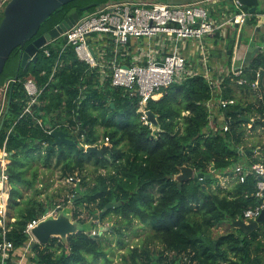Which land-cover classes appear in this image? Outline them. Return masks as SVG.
Instances as JSON below:
<instances>
[{"label": "trees", "instance_id": "16d2710c", "mask_svg": "<svg viewBox=\"0 0 264 264\" xmlns=\"http://www.w3.org/2000/svg\"><path fill=\"white\" fill-rule=\"evenodd\" d=\"M120 1L124 0L68 3L55 11L28 43L59 25L72 8ZM93 10L79 12V17ZM216 39L211 43L217 44ZM64 45V40H54L44 48L49 56L39 50L36 61L24 67H19V49H15L0 75V87L6 88L0 123L10 96L0 128V151L4 150L8 160L7 239L17 256L28 241L24 233L28 222L57 205L72 203L73 220L84 224L109 216L114 219L112 229L98 231L97 236L78 232L66 243L52 238L45 246L31 244L27 264H111L105 235L112 233L118 248H125V232L134 222H139L146 234L119 256L123 264H264V226L248 235L231 226L258 203L256 178L248 175L241 183L233 179L231 169L235 164L264 165V145L247 139L256 130H264V100L256 99L249 86H237L230 74L220 80L213 75L214 86L197 74L163 90L158 101H148L146 109L157 116L159 124L153 135L137 112L140 99L111 87L108 80L101 84L98 73L79 62L72 47L62 50ZM13 64L10 74L8 67ZM226 64L228 67V59ZM244 65L243 77L252 82L257 72L264 71V57L259 53ZM29 78L42 92L30 113H24L29 99L23 84ZM229 99L235 103L217 107L214 116L209 105ZM219 114L224 116L221 123ZM242 117L251 121L244 122ZM226 118L228 131L223 132ZM47 125L67 132L74 144L53 145ZM85 145L97 146L101 156L85 153ZM257 148L259 155H254ZM181 167L204 175L205 183L194 178L179 186L174 177ZM40 169L51 174L56 170L59 180L74 178L77 182L65 188L67 196L58 202L60 194L47 195L35 186L41 182ZM215 176L229 177L231 182L221 188ZM223 224L232 230L213 237V228ZM92 227L98 229L96 224Z\"/></svg>", "mask_w": 264, "mask_h": 264}, {"label": "built area", "instance_id": "2783aa9c", "mask_svg": "<svg viewBox=\"0 0 264 264\" xmlns=\"http://www.w3.org/2000/svg\"><path fill=\"white\" fill-rule=\"evenodd\" d=\"M258 1L259 6L261 1L264 4V0ZM7 2L8 0L0 1V10ZM248 20L253 22V28L263 24L264 8H258L254 14H250L243 10V6L237 0H200L181 5L150 0H124L106 3L79 17V20L58 39L66 37L62 50L72 47L78 61L98 73L101 84L108 80L111 87L123 89L130 97H138L140 102L137 112L140 114L141 122L148 125L145 115L148 101L154 100L174 83L200 73L211 86H214L212 76L218 74L209 64L208 46L203 43V40L211 38L213 42L215 37H219L215 45H223V40L230 38L234 26L237 25V33H239ZM227 35L230 36L227 37ZM186 41L196 43L195 52L204 72L201 73V69L198 73L195 71L196 67L187 62L188 59L184 54L188 49ZM236 41L237 37L233 53L229 58L230 70L227 74L236 78L237 86H249L254 97L263 100L262 91L259 88L260 73H256L252 82L243 77L244 64L237 62L239 50L235 47ZM45 47L40 50L49 56V51L44 49ZM260 53L264 57V45ZM23 87L29 99L24 113H30V108L36 104L42 91L37 88L35 81L31 78L24 82ZM5 90L4 87V92ZM234 103L235 101L231 99L220 100L217 102V107L225 108ZM221 129L223 132L228 131L226 119ZM85 147L87 145L84 149ZM2 154L0 158V264H27L30 245L35 242L31 230L48 215L56 216L61 206L57 205L46 215L27 223L24 233L28 241L20 252V256H17L13 243L7 239L9 231L5 209L7 194L4 193L7 185L5 174L7 156L4 150ZM231 171L233 179L237 178L241 183L248 175L256 178L254 196L258 203L247 209L242 219L255 221L260 211L264 209V165L254 163L246 167L235 164ZM66 182L75 184L77 180L68 178ZM98 231L93 229L90 232L91 236L97 235Z\"/></svg>", "mask_w": 264, "mask_h": 264}, {"label": "water", "instance_id": "95a60500", "mask_svg": "<svg viewBox=\"0 0 264 264\" xmlns=\"http://www.w3.org/2000/svg\"><path fill=\"white\" fill-rule=\"evenodd\" d=\"M76 0H8L2 11V19L0 21V75L3 72L4 66L9 59L10 55L15 49H19V67H24L28 62H35L37 59L38 51L51 43L52 41L58 39L61 34L66 32L70 27H72L79 20V12L85 13L92 8H97V4H89L80 9L72 8L64 18V20L51 30H49L44 35L32 40L40 26L58 9ZM242 6L243 10L250 14H254L259 8L258 0H237ZM245 27H252L253 22L248 20ZM241 28L240 32L237 33V25L234 26L233 32L230 38L223 40V48L217 51V58H225V62L233 53V47L236 41V49L241 53L244 51L243 58H238L239 63L250 64L253 58L260 53L262 46L264 45V23L260 26H256L254 29V35L247 42L243 40V30ZM63 40L66 39L65 36L62 37ZM209 55L212 56L211 51ZM216 55H214L215 57ZM17 75L14 80H17ZM15 82V81H14ZM259 88L262 91V97L264 100V71H260L259 76ZM12 90V87H11ZM10 103V96L7 101V107L5 114L1 120L0 128L3 125L5 116L7 114ZM145 115L148 120V126L152 130L154 135L159 131V124L157 121V116L147 110ZM227 122L228 119L226 118ZM244 122H250L246 117L241 118ZM47 130H51V127L47 125L45 127ZM50 136L54 140L53 145H73L74 142L69 138V134L62 130L53 129L50 131ZM85 153H95L101 156L102 152L97 148V146H87L84 149ZM239 151L241 154V150ZM247 153V152H246ZM214 172V168L211 167V173ZM207 175L206 178H209ZM175 180L179 182L189 181L196 178L200 184H204V175L196 174L189 167H181L179 169V174L175 177ZM107 208H110L107 207ZM49 210H46L43 215H46ZM73 204L68 203L66 206L61 207L58 210L56 216L48 215L31 230V234L35 239L34 244L36 245H47L52 238L60 239L63 243L69 236L74 235L78 232L90 233L93 230L92 220L87 221L84 224H80L76 220L72 219ZM231 226L237 229L244 235H248L253 231L257 230L260 226H264V209L260 211L259 216L255 221H243L236 220L231 223ZM101 232V228H98ZM97 236V235H95ZM264 252V248H263Z\"/></svg>", "mask_w": 264, "mask_h": 264}, {"label": "rangeland", "instance_id": "374dc122", "mask_svg": "<svg viewBox=\"0 0 264 264\" xmlns=\"http://www.w3.org/2000/svg\"><path fill=\"white\" fill-rule=\"evenodd\" d=\"M193 1H200V0H193ZM181 2H182L181 0H174V1L170 0L169 4L170 5H181V4H183ZM261 6H262V1L260 2V7ZM2 11H3V9L0 10V16L2 15ZM84 15H86V14H84ZM254 29L256 30V28H252V27H245L244 28V30H243V40L244 41L247 42L250 38H252V36L255 34ZM14 67H15L14 64L10 65L8 67V72L10 74H13ZM5 104H6V96H5V92H4V87H0V112L4 109ZM246 129H247V134H248L249 127L246 126ZM79 139L81 140L82 138H79ZM247 139L249 140V143L250 142L262 143V145H264V130L263 129L262 130L261 129L256 130L254 133H252L250 136H248ZM258 149H260V148H257L254 151V155H259ZM0 154H1V156H0V158H1L3 155L2 151H0ZM5 161H6L5 163L7 165V163H8L7 158H5ZM90 167L91 166L89 165V169H90ZM40 172L42 173V176H39V179L41 182L36 183L35 186L38 189H42V191H44L45 194H47V195L60 194L61 199H59L58 202L62 201V197L64 199V197L67 196V191L65 188L74 187V185H75V184H70V183L67 184L66 180H59V174L60 173H58L56 170L53 171L52 174L48 171H45L44 169H40ZM215 177L217 178L218 185L221 188H227L228 184L231 182V179L229 177H227V178H222V177H218V176H215ZM215 187H216V184L213 185L212 189H215ZM23 190H24L25 194L30 193V191L27 189H23ZM4 193H6V194L8 193V186L7 185L4 188ZM41 199H43V196H41ZM84 217H85V215H84ZM113 221H114V219L111 220V218L108 216L107 218H105L103 221H100V222L97 220H93L92 225L96 224L97 228H101V232L106 233L109 231V229H112ZM231 230H232V227L229 224H223V225H220L219 227L213 228L212 236L216 237V236L222 235L224 233H227ZM145 234H146L145 228H143V226L139 222H134L133 227L125 232L124 240L126 241L128 246L126 245V247L122 248V249L118 248L116 239L114 238L112 233L106 234L105 237H106L107 242L105 244L108 245L107 248L109 251V257L112 261L111 264H123L121 262L119 256L123 253H126L128 247H130L131 245L139 244L140 240L143 239Z\"/></svg>", "mask_w": 264, "mask_h": 264}, {"label": "crops", "instance_id": "0c3cea01", "mask_svg": "<svg viewBox=\"0 0 264 264\" xmlns=\"http://www.w3.org/2000/svg\"><path fill=\"white\" fill-rule=\"evenodd\" d=\"M189 2H193V0H182L181 3L186 4V3H189ZM259 8L260 9L264 8V4L262 3V6L261 7L259 6ZM212 40L213 39H211V38H206L205 40H203V43H205L208 46L207 47L208 48V53H209V51H211V53H212V56L209 55V57H208L209 58V62H210L209 64L213 67V69H215V73L218 74V75H215V76L219 77V80H220V78L224 74L229 72L230 66L227 67L226 66L227 64H223L225 62V58H221V59L217 58V51L221 50L223 48V45H219V46L215 45L216 43L215 44L211 43ZM187 42L188 41H186V43ZM187 48L188 49H187V51L184 52V54L187 57V59L189 60L190 64L192 66L196 67L195 71H197L198 73L200 72L201 69H202L201 73L204 72L203 68L200 66L198 55L195 52L196 43H192V42L191 43H187ZM214 55H216V56L214 57ZM243 55H244V51L241 53V55H240V51H239V58L240 59L243 58ZM242 64H246V63H242ZM243 66H244L243 68L245 69L246 68L245 65H243ZM161 97H162V94H159V95L156 96V98H158V99L155 98L153 101H158ZM209 107L211 108V112L213 113L214 116H215V113L218 114V108H217L216 104L211 103L209 105ZM217 119H218L219 123L223 122V120H224L223 114L217 115ZM215 121H216V119H215ZM0 156H1V154H0Z\"/></svg>", "mask_w": 264, "mask_h": 264}, {"label": "bare ground", "instance_id": "6f19581e", "mask_svg": "<svg viewBox=\"0 0 264 264\" xmlns=\"http://www.w3.org/2000/svg\"><path fill=\"white\" fill-rule=\"evenodd\" d=\"M157 99V98H156Z\"/></svg>", "mask_w": 264, "mask_h": 264}]
</instances>
